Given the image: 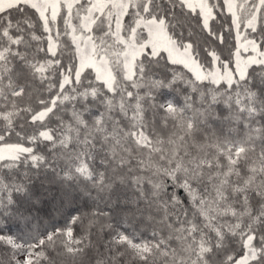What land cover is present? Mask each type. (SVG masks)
I'll return each mask as SVG.
<instances>
[{"label":"snow or ice","instance_id":"1","mask_svg":"<svg viewBox=\"0 0 264 264\" xmlns=\"http://www.w3.org/2000/svg\"><path fill=\"white\" fill-rule=\"evenodd\" d=\"M0 264H264V0H0Z\"/></svg>","mask_w":264,"mask_h":264}]
</instances>
